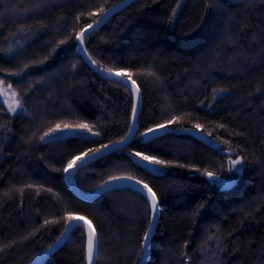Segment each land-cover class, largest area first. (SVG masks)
<instances>
[{
	"label": "trees",
	"instance_id": "obj_1",
	"mask_svg": "<svg viewBox=\"0 0 264 264\" xmlns=\"http://www.w3.org/2000/svg\"><path fill=\"white\" fill-rule=\"evenodd\" d=\"M117 1L0 0V79L23 108L12 113L0 101V264H29L70 214L92 223L95 264L139 263L150 222L140 192L113 187L87 200L64 176L69 160L122 140L131 125L130 87L93 70L75 38ZM84 46L98 66L132 74L140 106L128 144L73 173L78 189L90 194L131 175L156 192L146 264H264V0H134ZM167 121L169 130L142 135ZM65 123L92 132L51 133ZM192 128L210 141L184 131ZM212 139L242 155L231 186L205 177L226 173V154ZM135 152L169 165L154 172ZM41 264H87L84 227Z\"/></svg>",
	"mask_w": 264,
	"mask_h": 264
},
{
	"label": "water",
	"instance_id": "obj_2",
	"mask_svg": "<svg viewBox=\"0 0 264 264\" xmlns=\"http://www.w3.org/2000/svg\"><path fill=\"white\" fill-rule=\"evenodd\" d=\"M133 1L134 0H119V1H117V2H115L113 4H111V5H109L107 8H105V13L99 14L96 17V19H94L95 21H99V23L94 24L91 29H88V24L92 23V21H91L90 23H88L87 25H85L81 29V31L79 32V33H81L83 31L87 30L85 32V35H84V41H85L86 37L90 33L96 31L97 29H99L112 16V14H114V13L122 10L123 8H125L127 5H129ZM77 49L79 50V52H80L81 57L83 58V60L93 70H95L96 72H98V73H100V74H102V75H104L106 77H109L111 79L120 81V82H122V83H124V84H126V85H128L130 87L131 92L133 94V106L134 105L136 106L137 115H136L135 121H133L132 115H131V125H130V128H132V133H129V131H128V133L126 135V137H128V139L124 143L118 144V145H114V146H110L108 149L102 150V152L99 153L97 156L86 159L83 163L77 162V165L73 166L71 169L66 168V169H68V171H65V174H64L65 181H66L67 185L69 186V188L76 195H78V196H80V197H82L84 199H87V200H91V199L97 197L99 194L103 193L104 191H106V190H108L110 188H113V187H130V188H133V189L137 190L138 192H140V187L142 185H140V186L136 185L135 184V181L121 180V181H113V182L108 183V184H105V182H104L93 193L87 194V193L81 192L78 189V187L76 186V184L74 183V181H73V178H72L73 173L77 169H79L80 167H82L84 164H86L90 160H92V159H94V158H96V157H98L100 155H103L105 153H108L110 151H113V150H116V149H119V148H122V147H125L128 144V142L135 135L136 130H137V116H138V111H139V106H140V92H139V99L137 98V95L135 93V88L138 87L137 83L135 84V86H133L131 80H127L126 77H123L122 78V77L111 76L109 73H107V72L104 71V68L98 66L96 63L93 64L92 63L93 60L90 58V56L88 55V53L85 50L84 42L81 45L80 44V41L78 39H77ZM184 131L185 132H188V133H190L192 135H194L195 137H197L198 139H200V140H202L204 142H209L210 141V137L207 136L206 134H204L199 129L192 128V129H186ZM112 144L113 143H110L108 145H112ZM122 176H124V175H122ZM231 184L232 183H230V185ZM158 210H159V205H158ZM158 216H159V212H158V215L153 220V217L150 214V222H149V228L151 229L150 239L147 241V244L146 245H145V243L143 241V251H142V255H141V258H140L138 264H146L147 261H148V259H149V257H150V252H151V249H150V241H151V238H152V236H153V234L155 232V229L157 227ZM75 217H83V216H79L78 215V216H75ZM87 221H89V220L87 219ZM67 225H68V223H67ZM72 225L73 226L71 227V229L69 230V232L65 233L63 236L61 235L55 242H53L41 254H39V256L35 257L29 264H41L42 262H44L51 254H53L57 249H59L67 241V239L69 238L72 230L74 229V227L76 225H82L84 227L85 231H86V236H87V231H88L87 224L83 220L73 221L72 222ZM92 227H93V225H92ZM149 228H148V231H149ZM63 233H64V231H63ZM95 255H96V249L94 250L93 264H95ZM87 264H88V261H87Z\"/></svg>",
	"mask_w": 264,
	"mask_h": 264
},
{
	"label": "snow or ice",
	"instance_id": "obj_3",
	"mask_svg": "<svg viewBox=\"0 0 264 264\" xmlns=\"http://www.w3.org/2000/svg\"><path fill=\"white\" fill-rule=\"evenodd\" d=\"M101 13H105V9L103 7H101L100 9ZM88 15H92V13H89ZM77 19H79V17H77ZM99 23V21H92V23L88 24V29H91L93 27L94 24ZM87 30L79 33L75 38L78 39L80 41V44L82 45L84 42V35L85 32ZM65 41L61 40L60 44H64ZM93 64L96 63V61H92ZM28 65H25V68H27ZM105 72L109 73L111 76H116V77H126L127 80H131L132 85L135 86L136 81L132 79V74L130 72L125 71L124 69H114V68H105L104 69ZM149 75H154V73L149 72ZM221 92H223L224 90L221 89ZM139 92L140 89L138 87L135 88V93L137 95V98L139 99ZM13 95H15V93H13ZM17 107H20V102L17 101L16 102ZM17 109L15 107L11 108V111L15 112ZM131 114H132V119L133 121H135L136 115H137V111H136V106L134 105L131 109ZM172 121H167L163 124H158L155 128H149L147 129L146 132L142 133L143 136H148L151 133H155L158 132L162 129H167L168 125L171 124ZM78 129H84L87 130L88 132H92V128L90 125L88 124H78L75 126ZM197 128H200L201 125L197 124L196 125ZM219 127H224V125H219ZM64 131V130H72V126L65 123L63 129H61L60 125H56L55 129L51 130V133L54 134L56 131ZM129 133H132V128L128 129ZM50 135V133H45L44 136H41L40 139L43 141L45 139V137H48ZM93 135H99V133H93ZM128 139V137H124L123 140L120 141H115L113 142L112 145H102L101 147L98 148H90L88 150V152L83 153L80 156L75 157L72 160L68 161V169H71L73 166L77 165V162L83 163L86 159L88 158H92L97 156L99 153L102 152V150H106L108 149L110 146H114V145H118V144H122L124 143L126 140ZM130 155L134 156V157H139V159L141 161H147L150 164L153 165H159V166H163V167H167L169 165L168 161L162 160V159H157L155 156H149V155H143L141 152H135V153H130ZM233 165H239L241 163L240 160H233L232 161ZM68 169H64V171H68ZM238 170V169H236ZM206 176H208L209 178H212L214 176V174L212 172L209 171H205L204 173ZM121 180H128V181H135V184L140 186V194L142 195V197L144 198V202L146 204V206L150 209V214L153 217V220L155 219V217L158 215V197L156 192H154L152 190L151 187H149L148 184L143 183L140 180H136L133 176L131 175H127V176H112L110 178L109 181H105V184L111 183L113 181H121ZM28 187H31V185H29ZM146 190V191H145ZM22 191V190H21ZM48 191L50 192L51 189H48ZM68 221V225L64 228V233H61V235L63 236L65 233L69 232V230L71 229L72 222L73 221H79V220H83L86 224H87V261L88 264H93V256H94V250L97 247L98 244V240H97V236H96V231L95 229L92 227V224L90 221H87L86 217H75L72 216L71 214L66 218ZM46 223H48L46 221ZM77 227H82V225H76ZM150 232L151 229L149 228L148 232H145L143 240L145 245L147 244V241L150 239ZM2 250V249H0Z\"/></svg>",
	"mask_w": 264,
	"mask_h": 264
},
{
	"label": "rangeland",
	"instance_id": "obj_4",
	"mask_svg": "<svg viewBox=\"0 0 264 264\" xmlns=\"http://www.w3.org/2000/svg\"><path fill=\"white\" fill-rule=\"evenodd\" d=\"M229 61L230 60L224 62V64L227 65V63ZM10 73H12L10 75L11 78L12 77L14 78V77H17V76L21 75L19 72H16V71H12ZM5 75H8V74H5ZM13 93H15V95H13ZM0 101L5 106V109H7L9 112L14 113L13 111H11V108H13V107H15L17 109L16 111H18L20 109H23L22 108V99H21V97L18 96L16 90L10 84V80H8V79L7 80L3 79V78L0 79ZM17 101L20 102V107H17V104H16ZM155 127H152V128H155ZM169 128H171L170 124L168 125L167 129H162V130H160L158 132L151 133L149 135L162 133V132H164L166 130H169ZM72 130H78L79 131V130H83V129H78L76 127H72ZM57 133L58 134L62 133V131H56L54 134H57ZM212 143L214 145L218 146L219 148H221L224 151V153L226 154V157H227V165H226V171H225L226 173L224 175H222V176L214 174V176L212 178H209L206 175H205V177L213 185H217V186L228 185V186H231L235 182V180L239 177V175L241 174V172L243 170L242 155L234 152L233 150L230 149V147L224 146V144H222V143H220V142H218L216 140L212 139ZM233 160H240L241 163L239 165L234 166L233 163H232ZM141 162H143L144 165L147 168H149L150 170H152L154 172L157 171V170L159 171V169L161 168L159 165H153V164H150L147 161H141ZM236 169H238V170H236ZM230 183H232V184L230 185ZM37 256H39V255H37Z\"/></svg>",
	"mask_w": 264,
	"mask_h": 264
}]
</instances>
